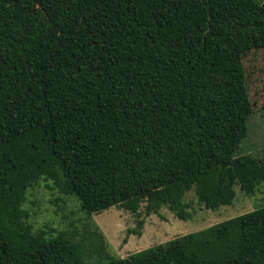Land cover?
I'll use <instances>...</instances> for the list:
<instances>
[{"label": "trees", "instance_id": "trees-1", "mask_svg": "<svg viewBox=\"0 0 264 264\" xmlns=\"http://www.w3.org/2000/svg\"><path fill=\"white\" fill-rule=\"evenodd\" d=\"M259 47L264 0H0V264H264V206L124 257L22 208L41 179L138 228L142 203L188 220V190L211 210L252 195L242 57Z\"/></svg>", "mask_w": 264, "mask_h": 264}, {"label": "rangeland", "instance_id": "rangeland-1", "mask_svg": "<svg viewBox=\"0 0 264 264\" xmlns=\"http://www.w3.org/2000/svg\"><path fill=\"white\" fill-rule=\"evenodd\" d=\"M246 73V86L252 114L247 120V135L242 140L239 151L250 152L264 159V47L252 48L242 57ZM236 196L230 205H221L215 210L206 209L196 201L193 189L185 193L184 201L189 204L191 217L188 220L177 218L166 207L157 214H144L141 204L140 217L143 224L137 227V217L114 206L86 215L75 197L65 194L51 180H39L25 193L22 208L27 212L26 221L33 231H43L46 236L56 231L70 233L97 230L103 236V244L108 254L124 257L141 249L163 243L173 237L196 231L213 223L234 217L264 206V182L259 183L252 195H246L238 186ZM138 230V234L133 233ZM74 239H79V236ZM103 259L92 253L88 262Z\"/></svg>", "mask_w": 264, "mask_h": 264}]
</instances>
